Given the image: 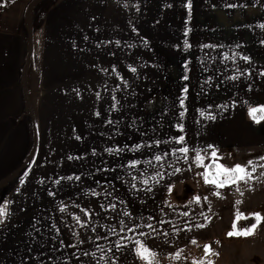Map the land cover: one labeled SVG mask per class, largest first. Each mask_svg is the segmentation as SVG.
<instances>
[{
  "label": "crops",
  "instance_id": "1",
  "mask_svg": "<svg viewBox=\"0 0 264 264\" xmlns=\"http://www.w3.org/2000/svg\"><path fill=\"white\" fill-rule=\"evenodd\" d=\"M93 1L0 0V264H147L137 242L153 264H264V221L228 235L237 212L264 217V120L249 116L264 105V0L158 3L244 9L227 47L187 52L161 74L158 105L147 100L130 127L120 60L90 55V7L122 0ZM109 13L95 25L114 38ZM213 149L252 177L205 183L195 155L207 165ZM198 245L218 255L185 257Z\"/></svg>",
  "mask_w": 264,
  "mask_h": 264
},
{
  "label": "rangeland",
  "instance_id": "2",
  "mask_svg": "<svg viewBox=\"0 0 264 264\" xmlns=\"http://www.w3.org/2000/svg\"><path fill=\"white\" fill-rule=\"evenodd\" d=\"M176 1L171 0V2ZM160 2L167 1L122 0V6L112 11H107L100 5L90 7L93 13L90 23L91 64H104L105 68H108V64L105 63L117 64L120 60L121 108L128 127L135 126L132 115L136 111L139 117L145 112L144 106L147 100H154L149 105L150 109L158 105L159 102L155 101L157 98L159 100V93H155L159 85L166 84L161 79V74L166 73L167 76L172 64L187 62V58L194 57L187 55V52L212 47L223 48L229 45L227 30L231 26L232 18L241 16L244 9L241 6L159 5ZM97 13L113 15L116 20L112 23L114 38L98 32V25H95ZM94 18L96 20L92 21ZM238 26L240 27V23ZM98 41L106 45L99 46ZM233 42L237 45L240 40L235 38ZM249 155L252 157L254 153ZM257 155L255 159L259 158V154ZM260 160L263 164L264 157H260ZM205 171L206 169L202 170L200 176H203ZM186 185L184 184L185 194L191 192L190 186ZM243 228L244 224L240 226V229ZM200 246H196L195 251L193 249L187 251L185 257L206 256Z\"/></svg>",
  "mask_w": 264,
  "mask_h": 264
},
{
  "label": "snow or ice",
  "instance_id": "3",
  "mask_svg": "<svg viewBox=\"0 0 264 264\" xmlns=\"http://www.w3.org/2000/svg\"><path fill=\"white\" fill-rule=\"evenodd\" d=\"M133 71H135L133 69ZM186 91V90H185ZM203 115V113H201ZM249 116L252 118V120L256 123H260L262 120H264V105L258 106V107H252L249 109ZM208 118L210 119H215L214 116H209ZM183 129L181 128V131ZM184 140V137H179L178 143H182ZM211 147V146H210ZM180 152L184 153L185 156L189 152V149L187 147L179 149ZM157 160H160L161 157L157 156ZM217 157L216 150L213 149L211 152V160L212 163L210 164H205V156L201 155L199 151H197L195 155V163L197 166L204 167L206 171L203 173L205 183H211L214 184L218 188L225 187L226 184H234L239 181H247L252 177V173L247 170L246 167L241 166V165H236L233 168H227L222 164H219ZM214 168V172L211 171ZM254 170V169H253ZM177 171H179L177 169ZM226 177V179H220V177ZM219 195V193H216ZM206 199V198H205ZM195 201L199 203L200 197L197 196L195 197ZM6 215L5 208L0 207V216ZM256 223L252 224L251 227H246L243 229H239L237 227L238 222L243 218V219H248V217L243 216L242 213L237 212L236 215V220L234 221L232 225V231L228 233L229 236H249L254 234L255 229L257 228V225L261 222L264 221V217H262L259 213H254L253 214ZM151 227V226H149ZM139 244V247L137 248V254L138 256L147 261V264H153V257H155V253L152 252L150 249H148L146 246H144L142 243L137 242ZM204 251L208 255H218V253H215L210 245H206ZM177 256H179V253H177ZM199 264H204L203 261H200ZM207 264H212V261L209 260Z\"/></svg>",
  "mask_w": 264,
  "mask_h": 264
},
{
  "label": "trees",
  "instance_id": "4",
  "mask_svg": "<svg viewBox=\"0 0 264 264\" xmlns=\"http://www.w3.org/2000/svg\"><path fill=\"white\" fill-rule=\"evenodd\" d=\"M211 171H213L214 172V168H213V170H211ZM220 179H226V177H220ZM254 223H256V220H255V218H254V216L252 215L251 217H249L248 219H242L241 220V222L237 225V227H239V229H240V226L242 225V224H244V228H246V227H251V225L252 224H254ZM246 226V227H245Z\"/></svg>",
  "mask_w": 264,
  "mask_h": 264
}]
</instances>
